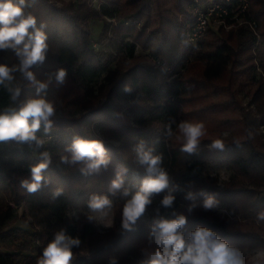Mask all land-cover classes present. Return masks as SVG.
<instances>
[{
	"label": "trees",
	"instance_id": "16d2710c",
	"mask_svg": "<svg viewBox=\"0 0 264 264\" xmlns=\"http://www.w3.org/2000/svg\"><path fill=\"white\" fill-rule=\"evenodd\" d=\"M49 1L27 0L30 7L25 11L36 16L37 26L45 23L48 34L46 59L42 65L31 69L36 78L47 80L49 74L59 68H65L68 73L63 85H58L53 75L46 90L57 109L53 128L45 135L42 126L37 133L46 141L39 151L47 150L52 156V163L45 172L52 183L35 194H28L20 186V179L29 175V167L38 162L39 152L0 145V193L7 191L10 201L23 207L22 214L15 217L10 205L0 211V264H36L43 246L60 228L81 239L80 248L74 249L72 264H108L110 256L118 257V264H143L145 253L157 246L148 241L149 228L139 218L132 231L122 229L119 232L114 227L102 233L94 220L90 222L83 215L78 219L70 216L71 212L88 209L87 201L92 194L109 196L113 202L111 208H115L116 214L120 213L122 190L112 195L108 191L109 184L118 166L123 165L128 169L125 187L132 192L139 187L146 173L135 162L132 149L140 139L154 148V154H163V166L172 183L181 189L174 193L175 211L182 204L191 203L184 198L191 187L197 193L202 190L213 194L219 201L227 200L236 216L244 220H229L216 211H204L197 206L191 214L181 212L187 216L186 230L205 226L232 246L241 244L264 249L261 231L264 221L256 219L257 212L264 209V143L258 130L259 123H264V79L256 77L253 50L257 37L249 24L255 23L264 42V0H250L244 15L240 13L238 0H232L231 15L239 14V18L244 17L248 23L235 32L231 29L232 32L222 35L218 33L224 30L211 29L196 46L202 44L195 56V62L203 65L200 83H190L187 79L165 83L160 72L145 59L128 72L117 67L112 69L114 57L94 47L91 22L117 19L118 49L134 58L137 45L126 40L140 22L144 29L149 26L151 0H103L97 11H93L86 0L62 1L61 7ZM225 1L199 0L204 6ZM194 4L195 0H176L182 21L164 34L156 58L162 57L169 63L182 62L178 61L180 51L185 54L184 51L191 48L184 35ZM114 9L119 10L115 12ZM0 63L11 67L18 64V59L9 49L0 51ZM104 73V81L98 83ZM12 76L14 79L6 83L21 87V95L13 104L7 90L0 86V110L19 107L21 102L35 95V88L19 72ZM126 85L131 92L124 90ZM246 87L250 90L251 103L257 108L256 115L240 104L239 93ZM182 103L189 109L183 110ZM170 117L177 122L205 123L207 135L202 138L198 154L189 156L181 152L175 135L165 136V125ZM88 123H100L99 139L111 158L107 171L99 174L84 175L79 166L60 163V156L66 154L64 149L74 136L92 138L87 131ZM173 129L175 131V125ZM225 133H229L228 139L223 137ZM217 138L224 140L223 151L209 148L211 141ZM212 166L234 171L224 191L218 189V180L211 175ZM57 187L63 189V194L53 200L51 192ZM166 192H161V199ZM203 199L204 196L197 195V204ZM172 211L169 209L165 213L163 209L159 214L165 213L163 217L172 218ZM19 222L21 227L16 225ZM10 237L17 240L9 241ZM252 264H264V261Z\"/></svg>",
	"mask_w": 264,
	"mask_h": 264
},
{
	"label": "clouds",
	"instance_id": "9594fccd",
	"mask_svg": "<svg viewBox=\"0 0 264 264\" xmlns=\"http://www.w3.org/2000/svg\"><path fill=\"white\" fill-rule=\"evenodd\" d=\"M28 7L30 5L27 0H0V51L11 49L18 59V64L11 67L0 63V86L7 90L13 104L18 101L22 89L6 83L14 79L12 73L19 72L35 88V95L21 102L19 107L0 110V143L14 141L17 146L26 145L34 153L39 152L38 162L29 167V175L20 179V186L28 194H35L52 183L51 178L45 175L52 163V156L47 150L39 151L46 141L37 135L42 126L45 135L52 130L53 117L57 111L55 102L48 98L46 90L53 75L56 83L63 85L68 73L65 68H59L54 74H49L47 80H38L34 75L31 69L44 63L49 44L46 24L41 22L37 26L36 16L25 11ZM124 90L131 92L130 86L127 85ZM164 134L166 137L175 135L180 141L179 150L191 156L199 153L202 138L207 135V128L203 121L177 122L174 117H170ZM234 143L240 145L238 141ZM209 148L223 151L224 140H212ZM132 151L135 153V162L143 167L146 173L141 184L135 192L126 188L125 174L128 169L120 165L108 189L112 195L122 190V196L127 198L122 209L121 227L126 231L134 230L138 218L144 214L146 207L152 204L153 194L167 190L160 200V205L165 209H173L172 218L160 216L153 221L149 236L150 242H154L157 247L145 253L143 264H245L241 250L230 245L208 227L197 226L189 232L186 239L184 232L180 230L186 225L187 216L174 210V193L181 189L172 183L168 171L163 166V154H154V148L147 146L143 139L139 140ZM64 153L66 154L60 156V163L69 167L79 166V171L84 175L107 171L111 163L104 142L99 138L84 139L78 135L74 136L72 143L65 147ZM62 194V188H54L51 198L55 200ZM197 195L204 196L199 205ZM184 198L191 201L187 205L188 214L197 206L204 211H218L221 215L229 211L221 207L215 195L202 190L197 193L190 187ZM112 203L107 195L92 194L87 201V207L91 212H103L110 209ZM157 213L159 214V208ZM92 219V216H88L90 222ZM256 219L264 221V209L257 212ZM80 246L79 236H73L65 228H60L43 246L36 264H72L75 259L74 249H79ZM108 264H118V257L110 256Z\"/></svg>",
	"mask_w": 264,
	"mask_h": 264
},
{
	"label": "rangeland",
	"instance_id": "374dc122",
	"mask_svg": "<svg viewBox=\"0 0 264 264\" xmlns=\"http://www.w3.org/2000/svg\"><path fill=\"white\" fill-rule=\"evenodd\" d=\"M69 2L71 0H50L49 3L56 5L57 7H61L63 5V2ZM88 5L92 8L93 11H97L100 9V5L103 3V0H86ZM250 4L251 1L249 0ZM152 3V14H151V22H149V26L144 29L143 28V22H140L135 29L130 32V37L126 40L128 43H135L137 45V50L135 52L134 58H129L126 56L125 52H121L118 49V45L116 43V27L119 25L118 21L115 19H108L105 18L104 20H94L91 22V30H92V37L94 39V47L96 50L104 53L105 55H112L114 57L113 65L111 66L112 69H115L116 67L122 71V72H128L129 70L133 69L135 66L140 63L143 59L148 61L151 65H153L155 70H158L160 72L161 78L163 82H172L174 80L183 81L188 80L190 83L199 82L201 81V72L203 65L201 63L195 62V56L199 52V50L202 47V44L200 47H191L190 49H186L184 51L185 54H183V51H180L179 54V60L182 61L178 63H169L164 58H156L157 50H159V46L162 43V38L164 37V34L169 32L171 29H173L177 24H180V21H182V14L179 13L177 7H176V0H151ZM249 4V5H250ZM115 12H117L119 9H114ZM242 20H245V18H241L239 21V24L233 28V32L237 31L240 27L244 26L245 23H243ZM256 30V31H255ZM254 34L257 37L256 46L253 50L254 53V63L256 64V77H262L264 79V42L259 34V31L257 27L255 28ZM219 31V30H218ZM232 32L231 30H229ZM227 30H224V32H219L218 35L227 34L230 33ZM183 54V55H182ZM158 61H161V63H164L163 65H158ZM106 76V73H104L100 79L98 80V83L103 82L104 77ZM200 83V82H199ZM206 90V89H205ZM189 88L186 91V94L188 95ZM184 95L187 96V95ZM219 96V93H218ZM183 97V98H184ZM182 98V100H183ZM239 98L241 100L242 106L247 110L251 111L254 115L257 114V108L255 105L251 103L250 100V90L249 88H245L240 91ZM218 100V97L216 98ZM184 103L181 104V107L183 110L189 109ZM191 121V120H190ZM196 121V120H195ZM88 129L87 131L90 132V135L92 138H100V123H88ZM258 130L260 133V136L262 138V141L264 143V123L260 122L258 125ZM236 134L237 131L235 132ZM224 138L228 139L229 133H225L223 135ZM176 138V136L174 137ZM177 140V139H176ZM178 141V140H177ZM180 142V141H178ZM116 145H118V142H114ZM0 145L8 146V147H20L27 150H30L27 148L26 145L24 146H17L16 143L8 142V143H0ZM211 175L217 178L218 180V189L220 191H224L227 187L232 178L234 177V171L227 168V167H216L212 166L210 169ZM127 198L121 197L120 198V205L123 209L125 200ZM7 205H10L12 207V214L13 216L21 215L23 207H17L13 202L10 201V196L7 191H3L0 193V211L6 208ZM220 205L222 208H225L229 210L227 213L221 215L218 211H216L219 215L223 216L226 219L229 220H238L241 222H244L243 219L236 216L235 212L232 209V206L228 203L227 200L222 199L220 201ZM122 209H120V213L116 214L115 208L105 209L103 212H91L89 209H86L85 211H79V212H71L70 216L78 219L80 216H92L93 219L100 232L104 233L114 227L118 228L119 232L123 229L121 227V221H122ZM187 212V205L182 204L176 212ZM161 215L157 213V206H155L152 202L151 205L146 207V211L144 214L139 218L141 222L145 223L147 227L149 228V233L147 236L148 241L150 242V231L152 223L155 219H158ZM119 217V218H118ZM21 223H17L16 225L21 227ZM180 231H183L185 234V238L187 239L188 234L190 230H186L185 228H182ZM261 231H263L264 236V226L261 227ZM16 241L17 239L14 237H10L9 241ZM156 246L154 242H150ZM239 246L234 245L236 248L240 249L244 260L247 264L252 263H259L261 261H264V249L261 247H245L241 244H237Z\"/></svg>",
	"mask_w": 264,
	"mask_h": 264
},
{
	"label": "built area",
	"instance_id": "2783aa9c",
	"mask_svg": "<svg viewBox=\"0 0 264 264\" xmlns=\"http://www.w3.org/2000/svg\"><path fill=\"white\" fill-rule=\"evenodd\" d=\"M221 3L211 2L210 4H201L199 0H195V4L192 8L191 22L189 23L186 32H185V42L191 47H196L199 43L205 38L209 30L221 31V30H231L235 28L241 18L239 14L232 16L229 7L232 5V0H226ZM240 13H244L249 8V0H238ZM243 23H248L245 20H242ZM251 28L255 30V23H249ZM256 31V30H255ZM158 65L165 66L164 63L158 62ZM160 194H153L151 197L152 202L157 209L159 208V213L164 209L165 213L169 212V209H165L160 205ZM165 213H162L163 216Z\"/></svg>",
	"mask_w": 264,
	"mask_h": 264
}]
</instances>
